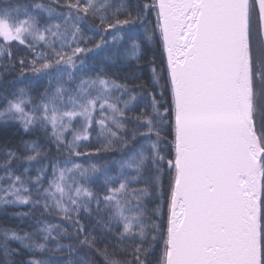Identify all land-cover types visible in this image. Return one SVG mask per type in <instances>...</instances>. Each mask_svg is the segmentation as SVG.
<instances>
[{
    "label": "snow or ice",
    "instance_id": "6c2138e0",
    "mask_svg": "<svg viewBox=\"0 0 264 264\" xmlns=\"http://www.w3.org/2000/svg\"><path fill=\"white\" fill-rule=\"evenodd\" d=\"M125 40L131 41L126 59L138 61L144 41L160 52L159 71L155 54L150 61L152 90L136 85L151 97V113L141 109L132 118V140L146 141L139 149L121 135L128 131L125 110L137 94L118 106L131 89L110 78L103 63H94L101 51L103 60L112 59L117 53L109 54V46ZM13 44L26 48L31 59L15 60ZM17 63L20 72L11 90L0 93V122L18 123L25 132L43 129L49 143L69 158L64 167L59 159L50 161L34 177L28 167L15 175L12 162L21 157L6 148L0 181L10 183L0 186V205L31 204L41 215L54 213L75 227L69 235L67 228L45 224L38 229L44 243L33 239L35 233L0 229L5 258L22 256L21 249L28 253L11 264H51L37 254L65 249L66 264H94L97 257L103 264H264V0H0L2 74H11ZM131 76L139 79L135 71ZM17 83L25 86L16 89ZM41 86L36 97L29 95ZM75 118L81 120L79 129L73 128ZM94 126L102 146L81 153L78 148L91 139ZM116 143L130 153L126 158L87 167L72 163L73 156H98ZM23 144L32 153L23 161H38L37 142ZM112 164L119 169L115 175ZM101 177L106 194L89 186ZM117 180L118 187L109 186ZM141 181L144 186L129 188ZM145 196L156 201L150 225L140 222L144 213L131 205L136 200L139 208ZM81 212H95L91 229L81 222ZM114 223L122 225L121 244L140 242L119 253L107 243L98 247ZM97 227L100 234L93 235ZM63 237L77 243L62 244ZM10 241L20 248H11ZM49 241L55 249L47 247Z\"/></svg>",
    "mask_w": 264,
    "mask_h": 264
},
{
    "label": "trees",
    "instance_id": "16d2710c",
    "mask_svg": "<svg viewBox=\"0 0 264 264\" xmlns=\"http://www.w3.org/2000/svg\"><path fill=\"white\" fill-rule=\"evenodd\" d=\"M44 2H47V0H44ZM123 18V17H121ZM154 22V17H151ZM87 35H92L91 33H86ZM142 35V33H141ZM100 37L96 36L95 40H99ZM95 42V41H93ZM131 44V41H120L117 44H113L109 46L108 53L111 54L112 52H116L117 55H115L112 59L109 60H103L102 58L105 56V52L101 51L96 54V60L94 63L97 67L103 63V66L105 68L106 74L112 78L116 79L120 83H127L131 91L127 95L121 96V101L118 106L123 107V100L128 99V96L132 95L133 92H135L138 96L137 101H134L130 106L129 109L125 110V115L128 117V122L126 123V127L128 129L127 133H122L121 135H124L126 139L129 141V147H131L135 143L136 149H139L141 144L146 143L142 138L137 137V140L139 143H136L131 138V130L136 127V123L133 121V117L139 114L141 109H144L147 113H151V97L147 96L140 88L136 87L138 84H145L147 85V90L150 92L153 87V82L151 78V72L149 69L151 68L152 64L150 61H152L153 56L155 54L156 58V67L157 71H159L160 68V52L156 49V45L152 44L149 45L147 41H144L141 45V51H140V59L138 61L136 60H130L126 59V53L125 49L129 48ZM75 46V45H73ZM91 46V44L87 45ZM14 59L19 60L22 56H27L28 59H31V55L28 53V50L24 48L23 46H20L18 44H13L11 48ZM42 50V49H37ZM81 59H85L84 56H81ZM87 60L89 62H92V54H89L87 57ZM3 64L7 65L9 64V61L7 58L3 60ZM136 72L139 76V79H132L131 74L133 72ZM20 72L19 64L17 63V66L15 70L11 74H2V69H0V93L6 94V89L8 91L11 90L10 82L13 81ZM128 76V79H125V77ZM47 82V78H45L41 85ZM164 81L161 80L160 84L163 85ZM25 86L24 84L17 83L15 85V88L18 89L20 87ZM70 88H74V85H69ZM157 93V99L163 100L164 97L159 95V92L161 91V88L157 87L156 89ZM37 91H43V87H39L38 89H31L29 92V95L36 97ZM113 97L117 95H121L120 93L113 92ZM67 110V109H64ZM107 114V113H106ZM96 118L99 119V112L96 114ZM81 127V120L80 118H75L73 121V128L79 129ZM139 131H144V129H139ZM48 133H51V128L49 127ZM99 128L93 127L90 136L91 139L89 141H83L81 143V146L78 148V151L81 153H87L89 151H93L96 147H101L103 140L102 138H98ZM164 135H167V133H164ZM66 139L71 140L72 139V132L68 131L65 134ZM152 139H155L153 137ZM23 141H36L37 147L41 148V156L38 159V161L33 162H26L23 161V157L26 155L32 154L29 150H26L23 144ZM163 148V145H161ZM6 148H12L15 150L18 155L21 157L20 160H14L12 162V167L15 175H20L23 171L24 167L30 168V172L28 173V176H36L37 169L42 167L45 164H49L50 161L59 159L61 161L60 166L64 167L63 161L65 159H68V153L61 149V151L56 150V146L54 143H49V135H46L43 129H35L31 132H25L23 128L15 122L9 121L7 124L0 122V164H2L7 157L3 155V151ZM123 152V154H122ZM130 154L128 153L127 149L122 150L120 143L114 144L113 148L109 151H102L98 156L94 155L92 157H75L73 156L72 163H79L81 165H84L87 167L90 163H103L104 161H114V160H122L126 158V156ZM72 164H68L67 167H71ZM111 172L110 174L115 175L119 169L118 166L115 164L110 165ZM126 173L129 176L136 175L134 170L126 169ZM5 171L3 169H0V176H5ZM48 176H51V167L48 168ZM119 180H117L114 184L109 185L110 187H118L119 186ZM10 183L9 180L5 179L3 181H0V186H3L4 188L7 187V185ZM102 185V177L97 178L94 183L89 185L93 188L94 191H98L101 194H106L104 188ZM27 187H30L35 190V185H26ZM44 186L47 187V179H45ZM143 182L140 183L132 182L129 184V188H138L142 187ZM167 186V175H165V187ZM22 195H28L29 193H21ZM11 198V197H9ZM33 199H36L35 195L32 197ZM137 201L132 200L131 205L133 207V210L135 212L142 211L144 213L143 217L141 218V223H144L146 225H150V217L152 216L153 209L156 207V201L154 200L153 196H145L140 201V207L136 208ZM93 208H95V205L93 204ZM42 210L41 209H35L31 204H6V205H0V229H14L17 230L21 235L24 232L29 233H35L33 236V239L37 243H44L43 240V233H40L38 229L42 228L45 224H53V225H59L60 228H67L69 235H74L73 228L74 225H69L67 221H62V218L59 215L56 214H44L41 215ZM17 213H29L27 216H18ZM106 215V214H105ZM131 215V213H129ZM81 222L84 223L89 229L92 228V226L95 224V221L97 219L95 212L91 216H88L81 212ZM122 231V225L113 224V231L110 234H107L105 238L97 245L100 248H103L105 246V243H107L109 250H115L119 253V250L121 248H125L130 250L132 247L135 246V244L139 243V239L137 238L135 241L132 240H125L124 244H121L118 239L119 232ZM99 227H97V232L93 233V235H99ZM53 235H56V232L53 233ZM149 236H151V233H148ZM62 244H70V243H77L75 240H70L67 237H63L59 241ZM55 242L49 241L47 243V247L50 249H55ZM10 247L11 248H20V244L17 241H10ZM147 247V245H145ZM23 255L22 256H9L5 258L2 253H0V264H5V261L7 260L9 264L13 261H19L23 258H26L28 253L26 250L21 249ZM157 250V253L158 254ZM83 254V250H81V253ZM150 257L153 261H155V255ZM91 255V254H89ZM38 258H45L51 261V264H66V260L68 258V251L67 249L64 250L63 253H58L55 251H45L42 254H37ZM120 258H125L121 256ZM94 264H103L102 260L97 257L94 261Z\"/></svg>",
    "mask_w": 264,
    "mask_h": 264
}]
</instances>
